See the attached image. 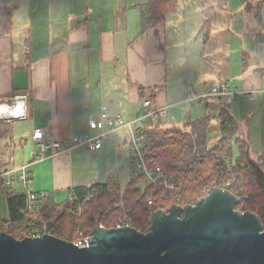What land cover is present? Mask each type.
Here are the masks:
<instances>
[{"label": "crops", "instance_id": "1", "mask_svg": "<svg viewBox=\"0 0 264 264\" xmlns=\"http://www.w3.org/2000/svg\"><path fill=\"white\" fill-rule=\"evenodd\" d=\"M258 1L203 0L209 18L192 35L186 7L180 11L178 0V28L169 35L166 19L174 14L141 34L148 0H13L12 31L0 28V100L26 95L28 118L12 129L0 123V170L32 163L31 190L49 193L52 205L64 202L75 188L110 179L123 187L132 179L126 131L116 132L98 152L78 147L44 159L37 158L34 133L56 141L82 137L92 132L90 121L105 104L132 121L145 99L168 107V116L178 106V127L185 128L207 114L206 103L187 102L188 97L222 83L239 93L222 102L230 106L239 133L253 153L264 152L263 134L259 148L257 135L251 137L264 133V7ZM234 3L238 13L230 15ZM177 40L169 55L178 56L183 79L170 93L166 49ZM167 120L150 130L159 131ZM218 138L212 137L213 144ZM16 190L25 191L21 184ZM3 205L8 213L0 194L6 220Z\"/></svg>", "mask_w": 264, "mask_h": 264}, {"label": "trees", "instance_id": "2", "mask_svg": "<svg viewBox=\"0 0 264 264\" xmlns=\"http://www.w3.org/2000/svg\"><path fill=\"white\" fill-rule=\"evenodd\" d=\"M258 2V7L263 8L264 0ZM177 6L178 0H148L142 7L141 34L174 14ZM15 11L13 0H0L3 33L12 31ZM222 102H207V114L185 128L173 127L161 134L146 132L150 151L148 166L167 172L174 191L168 192L160 185L150 186L143 177L133 178L123 187L117 180L110 179L105 184L75 188L68 199L58 205L39 197L37 203L30 206L26 192L15 189L3 193L8 218L3 220L0 214V233L23 240L39 231L74 243L81 233L88 235L99 223L105 228H114L123 215L132 218L135 229L148 233L152 216L149 198L154 200L155 213L167 210L177 199L181 205H194L213 187L234 193L240 201L236 210L256 214L264 225L263 182L253 163H258L264 173V152L253 153L249 141L239 133L230 106ZM3 124L8 129L11 126V123ZM213 130L219 132V138L212 145ZM141 183L144 189L139 187ZM98 214H101L99 221Z\"/></svg>", "mask_w": 264, "mask_h": 264}, {"label": "water", "instance_id": "3", "mask_svg": "<svg viewBox=\"0 0 264 264\" xmlns=\"http://www.w3.org/2000/svg\"><path fill=\"white\" fill-rule=\"evenodd\" d=\"M239 203L213 187L194 205L152 214L148 233L98 225L87 248L49 234L18 240L2 232L0 264H264V225L256 214L238 212Z\"/></svg>", "mask_w": 264, "mask_h": 264}, {"label": "built area", "instance_id": "4", "mask_svg": "<svg viewBox=\"0 0 264 264\" xmlns=\"http://www.w3.org/2000/svg\"><path fill=\"white\" fill-rule=\"evenodd\" d=\"M237 91L233 90L229 83H222L210 90L190 95L187 102H220L227 96L237 95ZM28 99L26 95L17 96L11 100H0V123H12L16 121H25L28 118ZM143 110L135 120L126 121L120 115L111 111L110 107L105 104L97 118L90 121L91 133L82 137H73L67 141H56L47 139L42 133H34L32 139L36 144L37 158L44 159L46 157H56L61 154L70 153L75 148L85 147L90 152L95 153L104 147V143L118 131H126L127 144L131 153L132 162V179L143 177L150 185H160L168 192L174 191V183L170 180L167 172L160 167L150 168L147 158L149 156V148L147 147L146 132L160 124L161 121L168 118V107H156L150 99L142 102ZM32 163L25 164L17 168L5 169L0 171V194L9 190H15L21 184L28 195L30 206L37 203L38 198L49 199L47 192L37 194L31 190L33 177L31 176ZM89 201V198H87ZM151 214H154L152 205L154 200L148 199ZM175 205H181L180 199H177ZM185 206V205H182ZM171 207V206H170ZM170 207L167 209L169 210ZM101 214L96 216L99 221ZM104 227L102 224H98ZM133 227V220L128 215L121 216L114 228ZM45 230V229H44ZM93 230L88 231V235L81 233L79 238L74 242L79 248H87L92 241ZM42 232H35L33 238L43 237Z\"/></svg>", "mask_w": 264, "mask_h": 264}, {"label": "rangeland", "instance_id": "5", "mask_svg": "<svg viewBox=\"0 0 264 264\" xmlns=\"http://www.w3.org/2000/svg\"><path fill=\"white\" fill-rule=\"evenodd\" d=\"M183 4H181V7H180V11L183 10V7H186V12L185 13V16L186 18H188L189 20V27H190V34H195L197 31H196V26H200L198 31L200 30V28L202 27L203 23L205 21L208 20L209 16L207 14V10H203L202 9V2L203 0H182ZM235 2H239V0H235ZM231 5V4H230ZM237 6L238 4L234 3L232 4V7L230 8V15H237L238 13V10H237ZM205 11V12H203ZM184 13H182L184 15ZM202 21H204L203 23H201ZM166 23H167V30H168V33L170 35V31L173 30V28H178V12L176 14H174L173 16H169L167 19H166ZM201 24V25H200ZM169 35H168V40L169 39ZM200 43H203V39H200ZM178 45V40L177 41H174L171 43L168 44V47H167V55H168V60H167V63H168V72H167V82H168V85H167V90L171 93L172 91V86H175L178 84V80H181L183 79V75H178V56H171L169 55L172 50H169L172 46H177ZM192 62V61H191ZM190 70H195V67L193 64H191L190 66ZM120 73L122 74H125V66L124 65H121V71ZM120 75V74H119ZM196 76H198V74H195ZM201 75V74H200ZM188 106L189 108L191 107L190 105H186ZM176 112H178V106L170 111L169 113V116H168V120L164 123L161 124L160 126V130L157 131V133H163L165 130H168V129H171V127H178V114H175ZM13 124V125H12ZM258 124L260 125L261 123L258 122ZM4 127H6L4 124H3ZM22 126V122L21 121H16L14 123H11V129L13 127H20ZM262 131V129H261ZM264 136V133H251V137H255V135H257V138H256V143H257V146L259 148L260 144H261V138H259L258 136ZM218 134L217 133H214L213 134V137L217 136ZM211 144H213V142H211ZM128 180L126 179L125 182H127ZM144 183V182H142ZM139 185L140 188L144 189V184ZM1 212H2V215L5 216V218H7V209H6V206H1Z\"/></svg>", "mask_w": 264, "mask_h": 264}]
</instances>
